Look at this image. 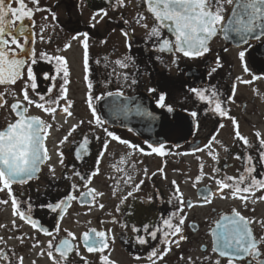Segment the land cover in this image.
<instances>
[{
	"label": "flooded vegetation",
	"instance_id": "af4514ba",
	"mask_svg": "<svg viewBox=\"0 0 264 264\" xmlns=\"http://www.w3.org/2000/svg\"><path fill=\"white\" fill-rule=\"evenodd\" d=\"M25 3L29 8L41 9L34 11L31 20L24 21L30 37L25 51L34 52L37 60L32 65L37 83L36 93L48 96V89L55 85L49 97L55 99L60 85L67 79L66 96L67 101L72 102V116L69 117L62 108H57L54 114H48L23 100L21 90L28 79L27 66L23 69V78L15 84L0 85V93H5L6 101L0 107V130L18 118L10 107L16 100L28 107L29 116L40 117L52 125L45 139L50 159L41 165L40 171L31 181L14 184L11 196L7 190L0 191V200L8 201L6 204L0 203V225H3L0 227V264H21V257L22 264H53V260L47 256V244L52 237L40 232L39 228L33 229L18 214L13 215V197L19 202L21 210L31 206L30 214L40 226L55 234L59 224L61 231L56 241L66 237L64 230L80 237L89 229H96L105 231L110 237L109 247L103 253H89L79 239L73 241L78 246L79 255L73 251L69 256V264H85V261L88 264H103L100 259L102 255L115 264H152L148 256L153 249L163 251V236L161 233L158 239H151L145 226L154 231L156 227L162 226L163 219L179 207L173 200L177 193L169 176L175 147H183L185 154L195 152L194 149L198 147L204 149L196 152L195 174L191 176L192 184L186 189L183 198L193 204L191 208L185 205L181 213L186 215L183 235L187 239L181 241L178 247L170 245L171 250L163 260L155 257L153 260L156 264H187L191 258L194 264H215L217 260L220 264H228L227 257H220L212 251V229L215 222L223 215H230L232 209H237L245 217L264 220V200L258 199L264 196V190L257 191L245 207L240 199L232 198L230 189L220 193L216 184V179L225 175L238 177L244 171L245 161L235 159L236 155L242 158L251 155L254 175L264 178V164L259 162L258 154L261 149L255 135L258 131L261 138H264V38L250 39L246 45L227 43L220 33L211 39L209 53L199 58H187L180 53L158 50L155 38L149 37V30L141 26L147 23L150 28L154 24L142 0H124L123 7H119L116 0H39L38 5L25 0ZM12 7H17L14 0ZM101 9L107 12L106 16L100 12ZM97 13L99 15L93 20L92 17ZM139 13L146 20L138 23ZM78 33L89 34L87 73L84 71L83 35L73 39ZM162 34L174 39L166 30H162ZM19 42L24 43L23 38ZM66 44L70 45L67 49ZM11 47L15 48V45ZM226 49L235 58H239L240 51H245L246 58L241 62L248 71L243 70L237 74L239 80L249 81L244 83V93L236 91L232 86L228 68L221 70V65L216 64L217 58L221 64ZM41 53L46 55L41 56ZM55 56L66 59L68 77H63L62 73L57 74V62L51 59ZM125 57L129 58L126 61L127 67L116 66L115 61H123ZM214 67L217 70L209 75ZM45 74L57 78L45 79ZM89 83L93 85L91 90L88 88ZM193 88L205 90L209 99L200 101L191 91ZM213 89L219 94L218 98L228 116L238 122L239 131L248 139L250 147L234 138L232 120L214 111L211 98ZM28 90L32 98L39 99L30 88ZM108 92H120L121 95L108 96ZM161 94L166 98V106L163 108L157 104ZM90 95L101 97L99 100L91 99L90 102L97 109V115L106 121L104 127L129 144L137 145L138 149L111 140L102 127L88 123L93 119L92 109L88 106ZM229 97L232 99L229 100ZM129 100H136L139 105L150 106L165 114L178 113L190 124L188 127H174L159 119L158 125V122L148 117L146 110L143 115L132 113L134 110H126L125 101ZM65 104V100H60V105ZM113 104L118 107L113 108ZM167 106L172 110L169 111ZM193 112L197 115L192 116ZM80 121L84 123L61 145L59 142ZM221 124L223 127H220ZM83 135L89 137V152L77 159L75 151ZM106 139L109 145L105 155L100 158L99 172L89 182L87 177L96 169L97 158ZM159 144L164 145V156L153 153L149 147ZM208 144L210 148H205ZM209 152L217 156V159L213 160ZM50 167L54 171H50ZM214 168L220 171L214 172ZM76 172L80 176L75 175ZM129 175L132 180L125 183ZM186 177L188 180L189 176ZM85 184L95 189L97 194L102 193L95 196L94 204H82L79 199L69 201L62 218L59 213H53L47 208L48 204L59 202L69 194L79 197L81 192L87 191ZM137 184L140 185L138 190L135 188ZM130 191L133 195L124 199ZM207 191L212 193L211 203H205L202 199ZM221 195L226 198H221ZM170 200L173 202L170 203ZM101 204L103 208L99 207ZM13 221L16 227H13ZM133 227L138 231H133ZM252 228L257 237L264 235L259 224L254 223ZM138 237L145 238L147 243L139 244ZM261 251L264 252V245ZM53 255L56 261L60 260L54 250ZM234 264H247V259L234 261Z\"/></svg>",
	"mask_w": 264,
	"mask_h": 264
},
{
	"label": "snow or ice",
	"instance_id": "6c2138e0",
	"mask_svg": "<svg viewBox=\"0 0 264 264\" xmlns=\"http://www.w3.org/2000/svg\"><path fill=\"white\" fill-rule=\"evenodd\" d=\"M14 2L17 7H12V0H0V85L15 84L17 80L23 78V69L27 66L28 79L24 88L21 90L23 93V100L26 101L28 105L34 104L37 108L42 109L48 114H54L57 108H62L63 112L67 113L70 117L72 116V112L70 111L72 102L67 101V88L65 87V85L69 83L67 79L63 80V83L59 87V93L55 99L49 98L55 85L48 89V96L36 93L37 83L36 77L33 75L32 65L37 63V60L34 52L25 51L30 37L24 21L25 19L31 20L34 11H41V9L39 7H27L25 0H14ZM31 3L38 5L39 0H31ZM142 3L146 6L147 12L152 15L154 24L150 28L147 23H142L141 26L149 30V37L155 38L158 50L161 52L180 53L187 58H199L210 52L211 49L209 44L211 39L220 33L224 34L225 39H236L245 45L249 43L250 39L254 38L259 40L264 38V0H142ZM116 4L119 7L125 6L124 0H116ZM100 12L105 16L107 15V12L103 9H101ZM96 15H99V13L94 14L92 17L93 20L96 19ZM53 19H55V16H53ZM145 20L146 17L142 13H139L137 22L139 23ZM162 30H166L170 34V37L174 39L164 37ZM124 34L127 35V33ZM80 35H83L84 38L82 41L85 50L84 71L87 73L89 71V34L78 33L76 36H73V39H77ZM20 38H23L24 43L19 42ZM41 39L43 40V36H41ZM105 42L106 41H102V43ZM11 45H15V48H12ZM68 47H70V45L66 44L65 49ZM40 55L45 56L46 54L41 53ZM238 55L243 62L246 58L245 51H240ZM25 57L30 59V63L29 59ZM51 59L57 62V74L60 75L62 73L63 77H68L69 71L66 67V59L62 56H55ZM128 59V57H125L123 61L116 60L115 64L120 68H125L127 67L126 61ZM175 62L174 60L173 63ZM216 64L220 66L219 58H217ZM216 70L215 67L212 68L209 75ZM244 71L247 72L248 68L245 67ZM44 78L55 80L57 77H50L45 74ZM85 79H88L87 75ZM242 82L249 83L247 80ZM29 88L35 95H38V100L30 96ZM88 88L91 90L93 85L89 83ZM150 91L154 90L150 89ZM191 91L202 102L209 99L205 90L193 88ZM107 95L118 97L121 93L108 92ZM218 95L219 94L214 89L211 91L214 111L221 117H228L231 119L235 130L234 138L242 141L246 147H250L251 145L248 139L239 131L238 122L234 117L228 116V112L222 107V102L219 100ZM4 96L5 93H0V107H3L6 103ZM13 96H15V93H13ZM100 98L99 96H89L88 106L92 109L93 119L89 120L88 123L90 125L94 124V126L102 127L106 136L110 137L111 140L118 141L132 149H138L137 145L129 144L127 140L121 139L114 134V132L104 127L106 121L100 115H97V109L90 102L91 99L99 100ZM62 99L66 101L65 105H60V100ZM165 99V96L161 94L157 101L158 106L162 108L165 107ZM228 99L231 100L232 97ZM10 107L18 118L14 122H9L5 129L0 130V191L7 190L11 196L12 186L14 184H25L31 181L35 174L40 171L41 165L50 159L45 147V139L50 134L48 130L52 125L46 123L40 117L29 116V109L22 101L16 100ZM112 107L117 108L118 105L113 104ZM167 107L169 111L172 110L170 106ZM196 115L197 113H192V116ZM83 123V121H80L79 124H74L59 143L61 145L66 143L69 137H71ZM220 127H223V124H221ZM255 135L259 142V148L261 149L258 153L259 162L264 164V138H261V133L258 131ZM214 139L213 137V140ZM210 144L204 147L210 148ZM108 145L109 141L106 139L104 141L103 150L100 151L97 158V167L87 177L89 182L98 174L100 158L105 155ZM89 146L90 140L88 135H83L75 151L76 158L81 159L83 155H87ZM149 147L153 153H157L161 156L165 155L163 144H159L158 146L149 145ZM203 150L204 149L199 147L194 149L195 152ZM225 150L227 151V148H225ZM59 154L61 156L63 155L62 153ZM209 155H212V153L209 152ZM212 158L216 160L217 156L212 155ZM234 158L244 159V171L240 173L238 177L225 175L223 178L216 179V184L218 185V191L220 193H223L225 189H230L232 198L240 199L245 207H247V202L251 197L257 191L264 190V178H257V176L254 175L255 167L251 155L245 158L236 155ZM61 163H63L62 159ZM49 170L54 171L51 167ZM120 171H123V169H120ZM219 171L218 168H214V172L218 173ZM75 175L80 176V173L76 172ZM153 175H155V173ZM199 179L200 177L198 176L197 180ZM131 180L132 177L129 175L125 183ZM140 183L142 184L143 181ZM172 183L177 193L174 195L173 200L178 203L179 207L176 211L171 213L168 218L163 219L162 226L156 227L154 231L150 230L147 225L145 226L151 239H158L161 233L163 236L161 240V243L164 245L163 251H160L158 248L153 249L148 256L152 264H156V261L153 260L154 257L158 260H163L164 256L171 250L170 245L175 244L178 247L181 241L187 239V237L183 235L186 215H181V213H183L185 205L191 208L193 204L191 201H184L182 193H179L178 185H176L175 181ZM73 187L75 188L77 186L73 185ZM85 187L87 191L81 192L79 197L69 194L65 199L59 202L48 204L47 208L53 213H59L62 218L69 201L79 199L82 204H94L95 196L102 195V193L97 194L95 189L88 187L87 184H85ZM139 187V184L135 185L137 190ZM132 195L133 193L130 191L124 199ZM221 198L226 197L221 195ZM202 199L205 203H211L212 193L207 191L202 195ZM258 199L264 200V196H260ZM173 200L169 202L172 203ZM0 203L6 204L8 201L0 200ZM11 203L14 216L18 214L19 218L22 221L30 223L33 229L39 228L40 232L52 237L47 244V256L53 260V264H69V256L73 251L79 255L78 246L73 243V241L77 239L83 243L85 249L89 253H103L104 250L109 247L108 241L110 237L105 231H98L96 229H89L80 237H76L71 231L64 230L66 232V237L56 241V236L61 231L59 224H57L54 234L47 228L40 226L38 221L32 218L30 214L31 206L26 210H21L19 202L15 197H13ZM99 207L103 208L104 206L101 204ZM215 223L216 229L212 232L214 237L213 253H218L220 257H227L228 264H234V261L245 259H247V264H253V262H255V264H264V258H262L264 257V252L261 251V246L264 245V235H259V237H257L252 228V225L257 223L260 225L261 229L264 230V220L257 221L254 218L245 217L237 209H232L230 215L221 216ZM122 226L126 227V225ZM0 227H3V225H0ZM13 227H16L14 221ZM133 231H138V229L133 227ZM138 243L144 245L147 243V240L143 237H138ZM35 246L34 244L33 247ZM53 250L59 254V261L55 260ZM0 255H2V253H0ZM19 259L22 264L23 258L21 257ZM100 259L103 264H115V262L109 261L107 256L102 255ZM85 264H88V262L85 261ZM187 264H194V262L189 258ZM215 264H220L219 260H217Z\"/></svg>",
	"mask_w": 264,
	"mask_h": 264
},
{
	"label": "rangeland",
	"instance_id": "374dc122",
	"mask_svg": "<svg viewBox=\"0 0 264 264\" xmlns=\"http://www.w3.org/2000/svg\"><path fill=\"white\" fill-rule=\"evenodd\" d=\"M224 51L226 52V56L221 59V70H225V67H227V70L230 71L229 76L231 78L229 81L233 83L232 86H235L234 88L237 89L236 91L240 90L241 93H244L245 84L242 82L243 80L237 79V74H240L244 70L243 63L240 58L232 57L231 52H228L227 49ZM173 73L175 74V70H173ZM185 153L183 147H175L173 149V155L171 157L172 167L170 168L171 172L169 173L172 182L175 181L176 185H178L179 193H182L183 198L186 196V189L192 184L190 178L195 174L196 170V152L189 154ZM186 175L189 176L188 180H186ZM173 189L175 190L174 185Z\"/></svg>",
	"mask_w": 264,
	"mask_h": 264
},
{
	"label": "water",
	"instance_id": "95a60500",
	"mask_svg": "<svg viewBox=\"0 0 264 264\" xmlns=\"http://www.w3.org/2000/svg\"><path fill=\"white\" fill-rule=\"evenodd\" d=\"M221 37L224 38V40L227 41L228 43H236V44L240 43V44H243V43L239 42L236 39H231V38L230 39H225L223 33H221ZM135 101H133V100L132 101L131 100L125 101V105H124L125 109L126 110H134V112H132V113H138L139 112V114H141V115H143L145 113V110H146L148 117H151V120H154V122H158L157 123L158 125H159V119H162L163 121L167 122V124H171L174 127H176V126L179 127V126H182V125H185V126L188 127L189 124H190L188 121L186 122L185 119H183L181 117V115L178 114V113L169 112L168 114L167 113L165 114L164 112L159 111L158 109H153L150 106L149 107L148 106L144 107L142 105H139ZM141 104H144V103H141ZM215 229H216V224H215L214 228L212 229V232ZM213 242H214V237H213Z\"/></svg>",
	"mask_w": 264,
	"mask_h": 264
}]
</instances>
